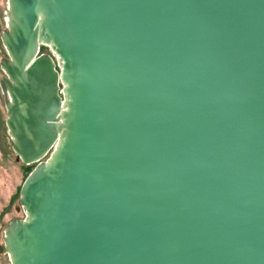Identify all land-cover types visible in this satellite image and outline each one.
<instances>
[{
	"label": "water",
	"instance_id": "water-1",
	"mask_svg": "<svg viewBox=\"0 0 264 264\" xmlns=\"http://www.w3.org/2000/svg\"><path fill=\"white\" fill-rule=\"evenodd\" d=\"M8 11L11 264H264V0Z\"/></svg>",
	"mask_w": 264,
	"mask_h": 264
},
{
	"label": "rangeland",
	"instance_id": "rangeland-1",
	"mask_svg": "<svg viewBox=\"0 0 264 264\" xmlns=\"http://www.w3.org/2000/svg\"><path fill=\"white\" fill-rule=\"evenodd\" d=\"M6 10H8V0H0V60L7 57L5 46L1 40V33L7 27ZM40 52L50 53V48L41 46ZM4 74L0 66V79ZM6 99L7 96L0 88V247L3 245L4 231L8 223L12 219H22L25 216V212L19 204V189L27 174L35 166V163L23 164L12 149L11 136L5 122ZM48 156L49 154L42 160ZM0 264H11L8 254L1 250Z\"/></svg>",
	"mask_w": 264,
	"mask_h": 264
},
{
	"label": "bare ground",
	"instance_id": "bare-ground-1",
	"mask_svg": "<svg viewBox=\"0 0 264 264\" xmlns=\"http://www.w3.org/2000/svg\"><path fill=\"white\" fill-rule=\"evenodd\" d=\"M9 21V11L6 10V22ZM57 64H59L58 58H57Z\"/></svg>",
	"mask_w": 264,
	"mask_h": 264
}]
</instances>
